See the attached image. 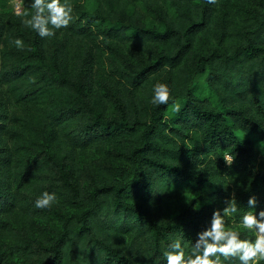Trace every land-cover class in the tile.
I'll return each instance as SVG.
<instances>
[{
	"label": "trees",
	"instance_id": "1",
	"mask_svg": "<svg viewBox=\"0 0 264 264\" xmlns=\"http://www.w3.org/2000/svg\"><path fill=\"white\" fill-rule=\"evenodd\" d=\"M21 3L0 19V90L19 108L0 105V264H154L233 192L264 211V0H71L51 38ZM44 189L58 202L38 209ZM196 193L209 204L177 211Z\"/></svg>",
	"mask_w": 264,
	"mask_h": 264
},
{
	"label": "clouds",
	"instance_id": "2",
	"mask_svg": "<svg viewBox=\"0 0 264 264\" xmlns=\"http://www.w3.org/2000/svg\"><path fill=\"white\" fill-rule=\"evenodd\" d=\"M30 8L32 11L24 13L21 22L41 38L55 36L57 30L67 28L73 21L71 0H30ZM17 15L21 13L17 12ZM10 43L17 49L25 47L20 36ZM171 95L169 83L157 81L152 86L150 102L157 106L166 105ZM262 142L261 149L264 150ZM224 159L230 165L235 155L226 154ZM57 202V193L44 189L37 195L34 206L50 208ZM223 204V207L213 209L208 222L196 233L189 252L185 251L188 245L184 237L176 236L168 242L163 260L157 257L154 264H225L227 260L238 261V264H264V211H256V196H249L244 209L239 207L234 192L224 199ZM191 207L194 211L199 210L201 201L198 199ZM233 218L251 237H242L240 228L232 226Z\"/></svg>",
	"mask_w": 264,
	"mask_h": 264
},
{
	"label": "rangeland",
	"instance_id": "3",
	"mask_svg": "<svg viewBox=\"0 0 264 264\" xmlns=\"http://www.w3.org/2000/svg\"><path fill=\"white\" fill-rule=\"evenodd\" d=\"M15 1L16 0H0V19L2 18H9L11 15L15 14ZM142 15H145L143 12H141ZM157 23H155L156 25ZM0 105L3 106L2 108H6L8 112L12 113L17 111L19 108L16 106L11 100H9L8 96L6 95L5 87L0 90ZM264 143V142H262ZM256 148L259 151V153L264 156V150L261 149V142H256ZM201 201V207L205 204H209V202L201 196L200 193L196 194H186L181 196L177 202V211H180L186 204H195L197 200ZM233 227L240 228V226L236 223H232ZM240 231H242V228H240Z\"/></svg>",
	"mask_w": 264,
	"mask_h": 264
},
{
	"label": "built area",
	"instance_id": "4",
	"mask_svg": "<svg viewBox=\"0 0 264 264\" xmlns=\"http://www.w3.org/2000/svg\"><path fill=\"white\" fill-rule=\"evenodd\" d=\"M15 11H16V13L17 12H20L21 13V11H22V3H21V0H16L15 1Z\"/></svg>",
	"mask_w": 264,
	"mask_h": 264
}]
</instances>
